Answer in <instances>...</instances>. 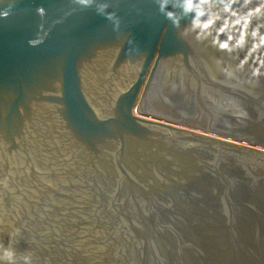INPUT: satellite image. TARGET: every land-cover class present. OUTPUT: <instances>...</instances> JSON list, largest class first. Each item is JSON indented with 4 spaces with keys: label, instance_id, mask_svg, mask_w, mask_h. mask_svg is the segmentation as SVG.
I'll return each instance as SVG.
<instances>
[{
    "label": "water",
    "instance_id": "1",
    "mask_svg": "<svg viewBox=\"0 0 264 264\" xmlns=\"http://www.w3.org/2000/svg\"><path fill=\"white\" fill-rule=\"evenodd\" d=\"M119 14L118 35L70 0H0V247L33 264H264V7L199 39L154 0Z\"/></svg>",
    "mask_w": 264,
    "mask_h": 264
},
{
    "label": "clouds",
    "instance_id": "2",
    "mask_svg": "<svg viewBox=\"0 0 264 264\" xmlns=\"http://www.w3.org/2000/svg\"><path fill=\"white\" fill-rule=\"evenodd\" d=\"M122 2L123 0H70V5L72 11L94 10L97 15L110 21L113 24V30L119 35L123 22L119 14ZM237 2L238 0H154L160 14L164 16L168 24L179 30L178 34L186 24H190L198 39L205 36L217 20H224L223 27L219 31L229 29V22L232 25L243 23L247 26L252 16L260 13L261 8L264 7L262 4L261 7L244 12L234 8ZM137 11H142V9H137ZM182 21H186L183 26ZM252 36H259L260 42L264 43V35L259 33L258 28L252 32ZM228 39L229 41L232 39L230 31ZM243 41L244 34L242 33L237 44H242ZM220 46L227 48L228 44L225 42ZM0 264H33V258L31 254H23L17 259L14 250L0 247Z\"/></svg>",
    "mask_w": 264,
    "mask_h": 264
}]
</instances>
